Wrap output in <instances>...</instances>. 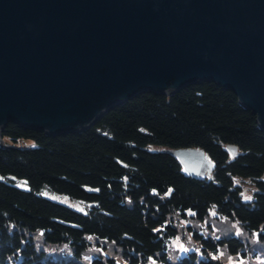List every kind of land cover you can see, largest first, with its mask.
Wrapping results in <instances>:
<instances>
[{
    "label": "trees",
    "instance_id": "16d2710c",
    "mask_svg": "<svg viewBox=\"0 0 264 264\" xmlns=\"http://www.w3.org/2000/svg\"><path fill=\"white\" fill-rule=\"evenodd\" d=\"M1 139L0 264H83L92 247L99 255L89 264H113L100 252L108 246L129 264H223L220 251L244 261L264 253V132L213 82L141 93L75 133L9 122ZM187 148L208 157L202 175L186 174L173 155ZM205 218L235 221L246 238L190 226L197 249L170 259L181 221Z\"/></svg>",
    "mask_w": 264,
    "mask_h": 264
},
{
    "label": "water",
    "instance_id": "95a60500",
    "mask_svg": "<svg viewBox=\"0 0 264 264\" xmlns=\"http://www.w3.org/2000/svg\"><path fill=\"white\" fill-rule=\"evenodd\" d=\"M232 91L264 132V0H0V143L9 122L75 133L144 92ZM173 155L190 176L200 149Z\"/></svg>",
    "mask_w": 264,
    "mask_h": 264
},
{
    "label": "rangeland",
    "instance_id": "374dc122",
    "mask_svg": "<svg viewBox=\"0 0 264 264\" xmlns=\"http://www.w3.org/2000/svg\"><path fill=\"white\" fill-rule=\"evenodd\" d=\"M244 194L246 196H250L251 192L248 188V186H243ZM48 195V194H47ZM51 199L65 203L70 204L74 206L72 202H70L69 199L66 197L51 194L48 195ZM180 225V231L176 237H174L170 242V259H175L177 256H181L182 254H185L188 252V250H194L197 249V239L194 238L190 226L194 227L195 229H200L204 231L203 234L210 235L211 237H222V236H242L245 237V233L242 231L241 226L235 222L227 220L226 218L222 219H211V218H205L203 221H193L191 219L182 220ZM209 233V234H207ZM37 246L40 248L39 251L41 252L43 249L46 250L47 254H53V256L57 257L54 253L58 251L59 249L49 248L46 244L42 243V240L36 239ZM62 249V248H60ZM115 249L111 246H108L105 249L100 250L102 253V256L107 259L111 258L114 260L113 264H129L128 260L126 258H123V256L119 255L114 251ZM63 251V250H62ZM96 254V255H95ZM60 255V253H58ZM99 255V252L97 253L95 251V247H92L86 254L82 257L83 264H89L92 262V258L94 256L97 257ZM216 258H219L223 264H264V253L262 250L258 252V256L251 259H245L244 260H237L236 257L229 256L226 252L220 251L218 256ZM163 263V262H162ZM144 264H159L156 262V260H150ZM164 264V263H163Z\"/></svg>",
    "mask_w": 264,
    "mask_h": 264
},
{
    "label": "snow or ice",
    "instance_id": "6c2138e0",
    "mask_svg": "<svg viewBox=\"0 0 264 264\" xmlns=\"http://www.w3.org/2000/svg\"><path fill=\"white\" fill-rule=\"evenodd\" d=\"M246 199H251V197H246Z\"/></svg>",
    "mask_w": 264,
    "mask_h": 264
}]
</instances>
